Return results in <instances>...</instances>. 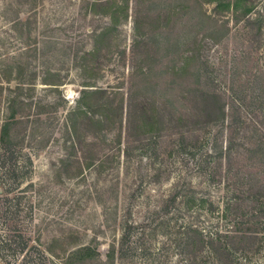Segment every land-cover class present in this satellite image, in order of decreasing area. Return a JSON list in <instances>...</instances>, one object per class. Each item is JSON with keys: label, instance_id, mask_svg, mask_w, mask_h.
<instances>
[{"label": "rangeland", "instance_id": "obj_1", "mask_svg": "<svg viewBox=\"0 0 264 264\" xmlns=\"http://www.w3.org/2000/svg\"><path fill=\"white\" fill-rule=\"evenodd\" d=\"M193 229L264 264V0H0V264H199Z\"/></svg>", "mask_w": 264, "mask_h": 264}, {"label": "trees", "instance_id": "obj_2", "mask_svg": "<svg viewBox=\"0 0 264 264\" xmlns=\"http://www.w3.org/2000/svg\"><path fill=\"white\" fill-rule=\"evenodd\" d=\"M193 231L198 235V244L193 247L192 253L195 255V259H198L199 264L205 261L208 251L213 254L216 259H219L223 251L221 242L222 232L217 230L215 233L208 235L205 234L203 230L193 229Z\"/></svg>", "mask_w": 264, "mask_h": 264}]
</instances>
